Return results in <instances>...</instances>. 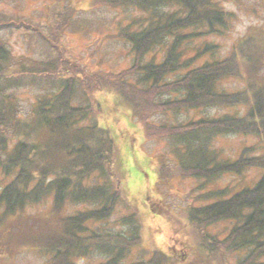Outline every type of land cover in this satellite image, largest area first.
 Returning <instances> with one entry per match:
<instances>
[{"label":"trees","instance_id":"1","mask_svg":"<svg viewBox=\"0 0 264 264\" xmlns=\"http://www.w3.org/2000/svg\"><path fill=\"white\" fill-rule=\"evenodd\" d=\"M219 1L103 0L113 8L152 10L146 26L126 23L120 30L131 46V64L106 84L91 78L81 103L73 102L75 79L67 73L55 93H43L24 116L11 91L37 76L53 77L57 63L15 62L0 44V225L50 196L54 209L79 207L64 216L59 235L46 245L52 264H82L92 253L103 256L94 264H162L159 248L144 260L125 259L145 218L124 184L116 138L98 121L100 101L93 94L110 93L111 108L133 119L145 140L166 141L164 161L173 162L166 175L157 171L155 186L173 177L199 181L190 191L201 203L191 201L182 216L195 237H183L189 242L177 257L190 264H264V29L252 28L223 56L205 59L219 44L204 39L226 35L234 22L235 14ZM162 6L172 8L156 13ZM228 135L256 139L231 157L219 145ZM251 167L261 169L254 186L209 188L224 173L243 175ZM157 196L151 208L171 214ZM119 203L129 211L119 223L126 227L110 232L108 219Z\"/></svg>","mask_w":264,"mask_h":264},{"label":"rangeland","instance_id":"2","mask_svg":"<svg viewBox=\"0 0 264 264\" xmlns=\"http://www.w3.org/2000/svg\"><path fill=\"white\" fill-rule=\"evenodd\" d=\"M219 3L235 14L234 22L226 35L207 36L204 39L206 42L219 44L215 51L204 55L205 59H218L223 56L240 36L252 28L264 29V0H220ZM167 7L172 8L162 6L156 13L166 10ZM147 10L143 11L134 6L116 9L109 7L103 0H0V25L5 24L6 20L14 22L0 26V44L10 51L14 61L26 64L40 61L57 63L54 76L46 79L47 81L44 77L37 76L31 85L23 84L15 89L16 93L11 91L17 100L19 115L28 114L34 101L43 93H55L60 77L67 73H72L75 79L76 95L73 102L81 103L84 97L81 99L80 92L90 83L91 78L100 77L99 81L106 84L109 77H115L127 68L132 62L131 46L121 38L120 30L126 23H132L131 29L146 26L149 12L152 11ZM66 16L67 20L64 19ZM44 34L51 45L43 40L47 39ZM131 78L130 76L129 79ZM93 95L95 102L100 101L98 121H103V125L116 138L123 160L121 168L127 173L124 184L129 186V197L139 207V215L145 218L142 221L140 240L136 246L130 247L125 259L143 260L159 248L162 264H190L177 255L181 247L189 242L183 237H195L187 218L182 216L191 201L195 204L201 203L194 200L196 192L190 191L199 181L173 177L168 184L155 186L156 182H160L157 171L162 169L166 175L173 162L170 159L164 161L167 153L166 141L154 138L145 140L142 130L131 123H136L133 119L129 120L119 109L111 108L108 101L110 93L95 92ZM181 117L182 115H178L177 119ZM152 118L143 122H150ZM135 119L138 120L137 117ZM254 138L256 136L228 135L220 139L219 145L226 154L236 157L238 147L252 143ZM258 172L257 167H251L243 175L224 173L209 188L227 185L232 191L242 186L252 187L258 179ZM154 187L160 198L157 197L172 211L171 214L158 213L151 208V203L158 201ZM161 203H158V208L166 210ZM77 208L78 205H65L54 209L49 196L43 202L29 206L20 213L4 217L5 220L0 225V264H52L51 253L46 252V245L59 235L64 216L73 213ZM128 212V208L122 203L116 206L108 219L110 232L121 231L126 227L120 225V218ZM189 255V251L185 250L183 256ZM99 260H103V256L92 253L78 263L94 264Z\"/></svg>","mask_w":264,"mask_h":264}]
</instances>
